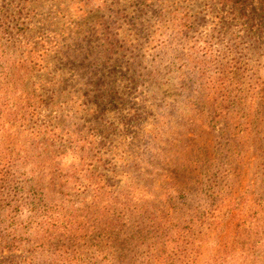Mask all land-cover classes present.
<instances>
[{"label": "rangeland", "instance_id": "1", "mask_svg": "<svg viewBox=\"0 0 264 264\" xmlns=\"http://www.w3.org/2000/svg\"><path fill=\"white\" fill-rule=\"evenodd\" d=\"M228 8L0 0V264H264V28Z\"/></svg>", "mask_w": 264, "mask_h": 264}, {"label": "trees", "instance_id": "2", "mask_svg": "<svg viewBox=\"0 0 264 264\" xmlns=\"http://www.w3.org/2000/svg\"><path fill=\"white\" fill-rule=\"evenodd\" d=\"M224 8L229 7V12L250 25V30L257 33L264 28V0H218ZM190 29L192 25L184 22ZM254 122L252 123V125Z\"/></svg>", "mask_w": 264, "mask_h": 264}]
</instances>
